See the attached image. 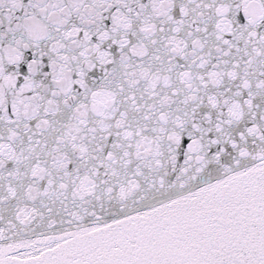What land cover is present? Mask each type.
Returning <instances> with one entry per match:
<instances>
[{
	"label": "snow or ice",
	"instance_id": "1",
	"mask_svg": "<svg viewBox=\"0 0 264 264\" xmlns=\"http://www.w3.org/2000/svg\"><path fill=\"white\" fill-rule=\"evenodd\" d=\"M0 264H264V0H0Z\"/></svg>",
	"mask_w": 264,
	"mask_h": 264
}]
</instances>
